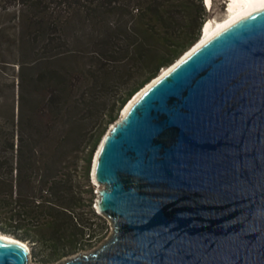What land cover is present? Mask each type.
I'll use <instances>...</instances> for the list:
<instances>
[{
    "label": "water",
    "instance_id": "water-1",
    "mask_svg": "<svg viewBox=\"0 0 264 264\" xmlns=\"http://www.w3.org/2000/svg\"><path fill=\"white\" fill-rule=\"evenodd\" d=\"M91 176L112 233L63 264H264V6L141 88ZM3 234L0 264H30Z\"/></svg>",
    "mask_w": 264,
    "mask_h": 264
},
{
    "label": "trees",
    "instance_id": "trees-1",
    "mask_svg": "<svg viewBox=\"0 0 264 264\" xmlns=\"http://www.w3.org/2000/svg\"><path fill=\"white\" fill-rule=\"evenodd\" d=\"M203 2L0 0V232L56 257L99 237L79 162L89 181L108 125L201 39Z\"/></svg>",
    "mask_w": 264,
    "mask_h": 264
},
{
    "label": "rangeland",
    "instance_id": "rangeland-1",
    "mask_svg": "<svg viewBox=\"0 0 264 264\" xmlns=\"http://www.w3.org/2000/svg\"><path fill=\"white\" fill-rule=\"evenodd\" d=\"M227 5L228 4L226 0H213L212 8L211 10H209L206 7L205 3L203 2V6L206 11L204 22L210 19L213 20L224 19L226 17L225 10H227ZM119 117L120 115L112 124L108 125L104 134L100 138L94 153L91 169L93 167V162L96 152L103 138L109 131L110 127L119 119ZM89 143L90 141L87 144ZM83 156L84 153L82 157ZM84 172H85V163L81 161L79 162V166L76 170L77 175L75 177L74 185L77 189L78 195L81 196V199L83 201L82 202L83 217L86 219L87 223L93 224L94 232H96L99 235V237L93 239L84 238L83 240L79 241V243H77L76 249L73 252L65 253L60 257H56L55 255H53V253L50 252L48 248L43 249L42 246L40 247L29 243L31 247V256H30L31 264H63L67 260L74 258L78 255L92 252L94 249L98 248L102 243H104L111 235L112 225L110 221L104 216L98 214V212L96 211L97 191L101 188V186L95 185V183L92 181V176H91L92 170L90 171L91 173H90L89 181L86 179ZM89 203H91V206H89ZM1 233L3 234L4 232Z\"/></svg>",
    "mask_w": 264,
    "mask_h": 264
},
{
    "label": "bare ground",
    "instance_id": "bare-ground-1",
    "mask_svg": "<svg viewBox=\"0 0 264 264\" xmlns=\"http://www.w3.org/2000/svg\"><path fill=\"white\" fill-rule=\"evenodd\" d=\"M228 9L225 10L226 17L221 20L210 19L206 21L202 27L201 43H204L215 34L231 25L235 21L241 19L245 15L264 6V0H226ZM205 3V2H204ZM208 7L212 8L213 0H206ZM4 235V234H0ZM31 264V262H30Z\"/></svg>",
    "mask_w": 264,
    "mask_h": 264
},
{
    "label": "clouds",
    "instance_id": "clouds-1",
    "mask_svg": "<svg viewBox=\"0 0 264 264\" xmlns=\"http://www.w3.org/2000/svg\"><path fill=\"white\" fill-rule=\"evenodd\" d=\"M204 1V0H203Z\"/></svg>",
    "mask_w": 264,
    "mask_h": 264
}]
</instances>
